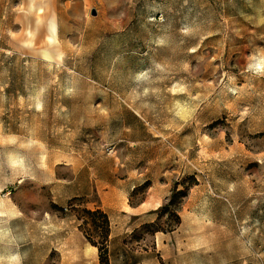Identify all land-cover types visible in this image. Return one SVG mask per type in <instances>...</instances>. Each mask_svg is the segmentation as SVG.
<instances>
[{
  "label": "rangeland",
  "instance_id": "1",
  "mask_svg": "<svg viewBox=\"0 0 264 264\" xmlns=\"http://www.w3.org/2000/svg\"><path fill=\"white\" fill-rule=\"evenodd\" d=\"M45 2L54 61L16 46L24 0H0V264L61 205L85 219L97 195L67 200L96 175L138 173L159 212L178 194L137 236L178 232L186 264H264V0Z\"/></svg>",
  "mask_w": 264,
  "mask_h": 264
},
{
  "label": "crops",
  "instance_id": "2",
  "mask_svg": "<svg viewBox=\"0 0 264 264\" xmlns=\"http://www.w3.org/2000/svg\"><path fill=\"white\" fill-rule=\"evenodd\" d=\"M147 182L151 185L146 197L133 204V194ZM154 182L146 173L117 180L96 175L68 198L67 201L97 195L98 201L87 208H100L108 214L110 264H186L182 262L181 254L184 250L190 253L192 247L191 243L186 247V238L178 232L137 236L144 226L158 220L159 210L167 197H160L163 188L160 180L158 184ZM61 207L66 210L61 215L48 213V217L39 221L36 226L39 241L23 264H47L52 254L59 255V264H101L98 247L89 242L81 229L83 221L69 213L65 204Z\"/></svg>",
  "mask_w": 264,
  "mask_h": 264
},
{
  "label": "bare ground",
  "instance_id": "3",
  "mask_svg": "<svg viewBox=\"0 0 264 264\" xmlns=\"http://www.w3.org/2000/svg\"><path fill=\"white\" fill-rule=\"evenodd\" d=\"M45 1L24 0V11L27 13L24 30L26 29L25 31L28 32V37H15L17 44L15 45L24 51H28V53H38L45 59L54 61L62 57V47L56 27L53 24L47 27L46 21L40 16L47 3ZM34 12L37 17L35 20H33ZM47 31L48 35L46 36ZM38 43L43 45H36Z\"/></svg>",
  "mask_w": 264,
  "mask_h": 264
},
{
  "label": "trees",
  "instance_id": "4",
  "mask_svg": "<svg viewBox=\"0 0 264 264\" xmlns=\"http://www.w3.org/2000/svg\"><path fill=\"white\" fill-rule=\"evenodd\" d=\"M148 184L149 182H147L145 185H148ZM177 194L178 193H175L173 195L170 202L163 207L160 213H162L166 209L168 210L174 204V199L177 196ZM60 210L64 211L65 209L63 207H60ZM83 212L85 214V219L79 218L80 220L83 221V223L81 224L82 231L84 232L89 242L92 245L98 247L99 252H100L101 264H110L109 240H110L111 228H110V220H109L108 214L100 208L94 209V210L85 208ZM160 218L161 216L159 215V218L156 222L148 224L144 227H153L154 225L158 224V221L160 220ZM84 225H90L92 230L99 234V238L101 239V241L95 240L94 236L90 233V231L84 228ZM160 231H161L160 229L155 230V232H160Z\"/></svg>",
  "mask_w": 264,
  "mask_h": 264
},
{
  "label": "water",
  "instance_id": "5",
  "mask_svg": "<svg viewBox=\"0 0 264 264\" xmlns=\"http://www.w3.org/2000/svg\"><path fill=\"white\" fill-rule=\"evenodd\" d=\"M92 14H93V15H97V11H96V10H93V11H92Z\"/></svg>",
  "mask_w": 264,
  "mask_h": 264
}]
</instances>
